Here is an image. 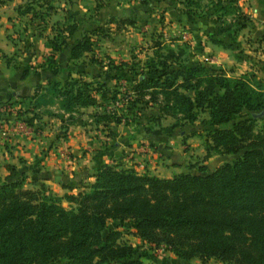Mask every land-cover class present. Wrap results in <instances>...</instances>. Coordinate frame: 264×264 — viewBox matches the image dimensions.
Masks as SVG:
<instances>
[{
  "label": "trees",
  "instance_id": "obj_1",
  "mask_svg": "<svg viewBox=\"0 0 264 264\" xmlns=\"http://www.w3.org/2000/svg\"><path fill=\"white\" fill-rule=\"evenodd\" d=\"M181 1L185 12L196 15L200 0ZM240 12L244 21L239 28H244L252 19ZM67 27L72 34L74 25ZM59 43L51 42L53 52L65 40ZM157 44L131 77L119 69L128 82L122 94L126 107L155 102L159 113L181 115L186 122L196 121L197 111L204 110L210 126L205 154L215 150L236 157L204 174L179 171L169 177L99 161L92 181L75 194L62 195L23 187L7 165L13 178L0 181V264H48L59 257L62 264H146L137 245L114 241L116 229L101 234L108 219L125 218L134 221L142 242L161 244L181 260L216 257L233 264H264V127L255 128L264 117V78L180 63L179 45H166L165 53H158ZM89 49L90 39L75 37L68 56L78 58ZM26 72L21 70V78ZM63 96L66 104L93 102L80 89L65 88ZM204 166H198L200 172ZM62 198L75 206L63 207Z\"/></svg>",
  "mask_w": 264,
  "mask_h": 264
},
{
  "label": "rangeland",
  "instance_id": "obj_2",
  "mask_svg": "<svg viewBox=\"0 0 264 264\" xmlns=\"http://www.w3.org/2000/svg\"><path fill=\"white\" fill-rule=\"evenodd\" d=\"M9 1L11 0H4L0 6L8 4ZM72 2L76 1L17 0L12 5L17 12V18L13 22L16 26L8 35L18 52L14 51L11 55L3 54L2 57L20 71L26 70V75L34 74L36 77L30 86L31 91L28 94H21V107L12 109L16 114L21 115L19 121L15 123L16 131L27 128L35 133L52 130L54 134L56 130L55 135L62 142L66 135L65 128L69 125L78 126L86 133L91 131L93 135L101 136V140L104 141L102 145L104 148L101 149L106 151L108 159H113L112 162L109 160L105 162L119 163V165L122 163L118 160V149L115 153L107 152L115 147L117 145L115 143L122 137V134L118 135L116 130L110 128L115 124L123 125L124 132L132 133L140 127L146 132H152L151 127L157 125L159 128L154 129H158L157 133L161 134L157 138L170 141L175 147L178 143H185L182 142L184 137L181 135V138L178 134L188 131L198 132L201 138L196 144L203 145L204 131L209 130L206 127V111H197L196 121L186 122L182 121L181 115L161 116L154 103L137 102L131 107H126L123 102L127 100L122 94L128 89V82L121 76L119 69L128 76L140 70L146 57L152 54L151 45L154 41L158 42L156 45L159 49L158 53H163L162 47L166 45L174 48L179 45L182 53L177 60L180 63L202 64V60L215 62V58H219V65L223 67L219 68L224 70L226 75L253 72L256 76L264 78V36L254 38L247 35L244 29L251 28L252 21L244 28H239L240 23L244 21L238 16L240 11H244L242 0H200L196 15L185 12L181 0H144V2L88 0V8L85 12L68 13ZM86 3L84 1L81 6L87 5ZM168 6L169 11H167ZM120 8L121 12L117 10ZM71 24L75 29L68 35L66 28ZM81 25L85 29L82 33L79 32ZM197 27L201 28L198 30ZM73 36L90 39V49L84 51L78 58L68 56L65 65L62 64L65 58H62L59 60L60 65L54 57L51 42L61 44L60 40L64 39L65 44L61 46L63 48L72 42ZM208 42L225 49L228 55L222 57L208 53L202 57L198 54L199 47L206 46ZM120 61H127V65L121 66ZM53 83L56 86H53ZM65 88L80 89L84 94L91 95L92 104H81L82 99L66 104L63 98ZM111 95H115V99H112ZM143 98H147V95ZM5 107L7 102L0 105V126L5 120L2 115L11 110H6ZM116 118L119 119L118 122H114ZM33 119L40 121V124L31 122ZM171 121L176 123L174 130L160 126L161 123L168 125ZM259 127H264V117L255 122V128ZM185 145L190 144L185 143ZM84 150L88 149L84 148ZM191 150L193 151V148ZM60 154L70 160L75 158L66 144L60 149ZM191 154L188 161L194 162H188L190 165H198L207 157L203 149L202 155H194L193 152ZM209 154L212 155L208 162L210 167L236 157V154L226 155L215 150H211ZM38 159H40L39 155L34 159L35 164L38 163ZM75 171L76 168H69L67 173L70 175ZM137 172L142 173V171ZM14 177L22 181L23 187L38 188L46 192L45 187L35 183L27 175H14ZM12 178L8 174L0 181ZM57 186V184L53 185L58 189ZM63 193L71 192L63 190L61 194L56 192L47 194L62 195ZM60 204L65 208L75 206L64 198L60 200ZM133 225L132 219H108L101 234L107 229H116L118 234L113 236L114 241L137 245V253L146 264H186L161 244L142 242ZM197 259L199 260L197 264H201L202 261V264L209 261L210 264H214L213 262L233 264L216 257ZM63 261L64 258L59 257L48 264H62Z\"/></svg>",
  "mask_w": 264,
  "mask_h": 264
},
{
  "label": "crops",
  "instance_id": "obj_3",
  "mask_svg": "<svg viewBox=\"0 0 264 264\" xmlns=\"http://www.w3.org/2000/svg\"><path fill=\"white\" fill-rule=\"evenodd\" d=\"M16 1L17 0H11L8 4L5 3L0 6V105H2L3 102H7V107H5V109H11L8 113L2 115L5 120L0 126V180L9 174L10 171L7 165H10L15 170V175H27L29 179H32L35 183L37 182L38 185L45 187L47 193L56 192V194H61L63 190L75 193L77 190H81L85 183L93 180V173L99 161L105 162L109 160V162H112L113 159H108L106 151L101 149L104 144V141L101 140V136H95L91 131L86 133L83 129H79L78 126H67L65 128V141L62 140V142L61 139L55 135L57 134L55 133L56 130L54 134L52 130L49 132L35 133L27 128L16 131L17 125L15 123L19 121L18 118H21V115L16 114L12 109L21 107V94H28L31 91L30 86L36 80L34 74H27L25 77L21 78V71L15 68L11 63H7L2 57L3 54L11 55L16 51L15 45L8 35L12 33V29L16 26V23L13 22H15L17 18V12L15 8L12 7ZM75 1L76 2H72L71 9L68 13L85 12L86 8H88V0ZM84 1L87 2V5L81 6ZM241 4L242 9L252 19L251 28L244 29L247 35L254 38L257 36H264V0H242ZM121 8L117 10L121 12ZM167 11H169V6ZM201 27H197V29ZM83 29L84 27L81 25L79 32L81 31L82 33ZM75 37L77 36H73L72 39ZM195 47H198V45H195ZM69 48L70 44H66L65 47L55 51V59L59 61L65 58L62 64L67 63L66 59L69 54ZM208 53L217 54L222 57L228 55L225 49L211 42H208L206 46L199 47V55L204 57ZM13 57L16 56L13 55ZM198 60L202 59L198 58ZM10 61H12V59ZM59 62L61 65V61ZM202 63L223 68L219 65V58H215V62L208 59L202 60ZM153 103L157 105V103ZM161 116L172 117L165 113H162ZM31 122L40 124V121L36 119H33V121L31 120ZM170 124H172V121L168 125ZM168 125L160 124L162 127ZM206 127L210 128L207 123ZM44 128L47 127L44 126ZM110 128L113 131L116 130V134H122V137L120 141L115 143L117 145L107 152L112 151L115 153L117 152L116 149H118V160L121 161V165L131 166L137 171L169 177L179 171L204 174V172H210L217 166L210 167L208 164L212 155H208L205 160L198 165H190L188 163L194 162L188 161L190 160L192 152L194 155H202L201 152L203 149L205 153V144L210 140L207 139V131H204L202 137L203 145L196 144V141H199V138H201L198 132L188 131L186 133L182 132V134H178V136L181 138L183 136L184 139L182 142L190 145L186 146L185 143H178V146L175 147L170 141L157 138L161 135L160 133L153 132L154 128H159L157 125L151 127L152 132H146L141 129V127L138 128L137 131H134V133L129 131L124 132L122 130L124 129L123 125L119 124L111 125ZM174 128L175 126L171 129L174 130ZM64 144L67 145L69 152L75 155L74 159L70 160L69 158L61 156L60 149ZM141 144H143L142 146L145 148H142ZM84 148L88 150L86 151ZM192 148L193 151L191 150ZM37 155L40 156V159H38V163L35 164L34 159ZM201 165H205L203 172H200L198 169V166ZM69 168H76L75 173L68 175L67 171ZM50 183L53 185L57 184L58 189L53 187L52 184L50 185ZM182 261L186 264H197L199 260L196 257H192ZM213 263L219 264L216 262ZM206 264H210V261Z\"/></svg>",
  "mask_w": 264,
  "mask_h": 264
}]
</instances>
